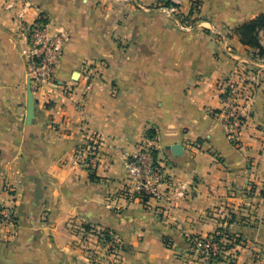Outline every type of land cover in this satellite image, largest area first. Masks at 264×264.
Here are the masks:
<instances>
[{"label":"crops","instance_id":"obj_1","mask_svg":"<svg viewBox=\"0 0 264 264\" xmlns=\"http://www.w3.org/2000/svg\"><path fill=\"white\" fill-rule=\"evenodd\" d=\"M194 1L180 0L182 12ZM198 1L195 24L212 34L183 28L161 0H0V264H202L187 234L221 229L252 245L239 249L241 264H264V63L236 32L264 14V0ZM16 11L30 24L47 16L64 39L57 84L35 95L32 124ZM86 61L103 63L101 78L85 99L81 86L67 96L61 87L80 81ZM236 73L250 100L233 142L219 84ZM92 135L95 171L76 160ZM142 142L165 166L162 188L184 192L174 211L124 195L125 157ZM100 234L115 239L118 260L99 255Z\"/></svg>","mask_w":264,"mask_h":264},{"label":"built area","instance_id":"obj_2","mask_svg":"<svg viewBox=\"0 0 264 264\" xmlns=\"http://www.w3.org/2000/svg\"><path fill=\"white\" fill-rule=\"evenodd\" d=\"M170 5H160V8L173 15L179 14L180 0H169ZM13 9V4L8 6ZM17 37L22 44V53L29 64V78L34 95L38 94L46 85H56L57 69L63 53L64 39L50 33V21L45 15H40L33 23L23 19L17 11L14 16ZM264 63V57L259 58ZM103 63L99 61H86L82 64L80 81L77 84L61 87L63 93L71 96L77 86L83 89L82 98L85 99L93 89L96 79L101 78ZM222 100L225 107L222 111L223 122L227 128L229 139L238 140L242 130L249 119L246 80L242 75L238 79L227 78L219 84ZM101 137L92 135L79 147L77 163L89 171H95L101 158ZM125 165L129 172V185L124 190L127 198H136L143 203L149 200L162 201L168 211H174L175 199L184 195L181 189L164 190L163 185H169L165 166L157 159L156 149L149 142H142L136 150L125 157ZM4 190L9 192L7 185ZM4 208L0 207V220L7 217ZM221 230L210 236L201 237L187 234L192 250L202 264H241L238 259L239 249L252 250L250 242L241 237L225 234ZM102 238L101 249L113 260H118L120 249L113 237L100 234Z\"/></svg>","mask_w":264,"mask_h":264},{"label":"trees","instance_id":"obj_3","mask_svg":"<svg viewBox=\"0 0 264 264\" xmlns=\"http://www.w3.org/2000/svg\"><path fill=\"white\" fill-rule=\"evenodd\" d=\"M163 4L170 5V1L166 0ZM190 13H193V9H191ZM236 32L239 35L240 41L243 45L256 49V57H264V45L260 40V34L262 32L264 33V14L245 22L237 28ZM148 135L153 137L154 134L149 131Z\"/></svg>","mask_w":264,"mask_h":264},{"label":"rangeland","instance_id":"obj_4","mask_svg":"<svg viewBox=\"0 0 264 264\" xmlns=\"http://www.w3.org/2000/svg\"><path fill=\"white\" fill-rule=\"evenodd\" d=\"M164 1H166V0H161V2H160L161 5H163ZM194 6H195V8H194ZM199 6H200L199 1L198 0H195L193 2V7H192L193 13L192 14L190 12L189 13H183L182 10H181V8L179 7V9H178L179 10V12H178L179 14H177L175 16H176L177 20L180 22V24L183 26V28L185 27V28H189L190 29V28H195V27L198 28V27H201L202 26L209 33L212 34L213 33V29L211 27H207L206 25H201V24H195V22L198 20V17L196 15H198L197 14V11H199ZM221 34L223 35V33H221ZM260 40H261L262 44L264 45V33L263 32L260 34ZM225 48H226L227 52H229V53H232L233 52V48L226 43V40H225ZM248 48H250V47H248ZM250 49L256 51V49H254V48H250ZM259 58H261V57H258V59ZM242 67L245 70V63H244V66H242ZM238 72H241V71H238ZM239 76H241V74L239 75V74L236 73L235 76H233L231 78L238 79ZM101 252L105 254L104 256L102 255L103 258L104 257H111L112 258V256L107 255L105 253V251L102 250V249L100 250L99 255L101 254Z\"/></svg>","mask_w":264,"mask_h":264},{"label":"water","instance_id":"obj_5","mask_svg":"<svg viewBox=\"0 0 264 264\" xmlns=\"http://www.w3.org/2000/svg\"><path fill=\"white\" fill-rule=\"evenodd\" d=\"M35 105L36 99L34 92L31 87V79L28 77L27 83V124H32L35 120ZM175 155H181L183 153V148L181 145L170 146Z\"/></svg>","mask_w":264,"mask_h":264}]
</instances>
